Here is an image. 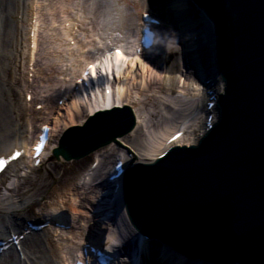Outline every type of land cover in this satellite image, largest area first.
<instances>
[{"label":"bare ground","instance_id":"6f19581e","mask_svg":"<svg viewBox=\"0 0 264 264\" xmlns=\"http://www.w3.org/2000/svg\"><path fill=\"white\" fill-rule=\"evenodd\" d=\"M24 2V0H0V154L9 151L12 146L26 143L28 137L22 136L21 133H28L29 128L35 129L36 131L37 126L41 122H50L53 125L52 141L43 154L46 157L45 159H47L50 156V148L57 147L58 138L62 135L63 131H67L71 126L81 125L82 122L90 117V114L113 105L130 106L133 110L132 112H134L133 117H135L136 123L135 128L130 130L129 133L121 136L115 134L116 136L111 137L114 139L112 142L110 141L106 146L101 147L102 150L104 149L106 155H96L98 165L95 167V170H89L88 164L85 168L82 160L76 162L74 160L71 161L73 159L71 157L65 158L67 162L64 163V154L61 153L62 157L60 155L56 157L58 161L52 163L51 171L47 172V175L42 177L38 182L28 184L29 188L27 191L30 193L26 196L27 198H22V201L19 202L14 201L11 197L10 200L0 197V237L8 236L9 231L19 232V229L24 225V220H27L24 215L27 214V210L31 208V205L36 203L40 209L36 212L40 216L37 219L38 222H42L53 215V220L56 222L61 221L62 218L63 221H66V224H71L76 221L77 213L79 215L83 213V217L88 216V210H82V208L89 207L90 201L84 200V197L80 199L75 182V179L81 178L82 175L86 174L90 175L87 179L93 181V184H97V187H92L93 193L90 194V198L94 199V203H91L90 207L95 212L104 215L103 211L106 209L104 208L101 211L102 208L100 206L102 205L100 204V198L103 195L102 192L104 190L112 193V190L115 188L110 186L111 183L107 185L108 179L106 177L109 176V173L106 167L110 159L114 156H121L126 151L124 145L128 144L132 152V157L128 156V152L130 151L127 150L125 164L126 166H130L129 171L133 173L135 165V169L141 166L139 170L143 172L146 169L147 172L151 169L150 165L163 164V159L171 153V150L174 148L172 146L176 143L179 145L186 144L193 146L200 144V138L208 135V132L204 129V121L207 116L206 113H208L206 103L211 101L214 105L210 113L215 111L216 106L217 109L219 107L216 99H208L209 95L206 94V90H213L216 95H219L224 91L226 93L227 88V79L224 77H226L228 68L224 66L225 64L221 60L223 58H218L220 56L218 54V38L222 36L221 29L218 27L219 25L217 24L218 26H216L214 20H210L211 16L206 13L207 11L201 5H194L192 0H165L168 5L166 11L170 15H173L171 24L165 21V25L171 26L172 28V25H175L176 21H179L177 23L179 28L178 30L177 27L175 29L169 28L171 31L169 38L160 30L159 37L152 50L153 55H158L157 58L151 57L147 52L141 56L132 55L131 58H127L128 56L126 57V54L132 48L130 46L125 47L124 44L117 40L111 42L107 46L110 48L118 47L121 50V55L118 53L112 54L115 60L113 65L110 60L111 57H103L101 59L103 61L102 66L109 71L107 74H104L105 77L101 80L105 81L108 86L110 83L112 85L111 94H107L106 97L103 96L101 99H98L95 95L90 99L89 96L87 98L82 93L78 96L70 88L74 77L79 74L84 63L92 61L93 59H100V57L93 56L92 58H88L83 55L68 70L67 68L62 69V67H56L52 63L43 67L36 61V69L33 77L32 102L33 105L42 103L44 107L40 111H31L30 119L21 123L22 118L20 119V117L22 114L19 113V109L16 106L13 107L7 100L6 91L4 86H2L1 80L9 70L11 72L16 71V75L19 77L16 78V83L13 85H18L19 92L24 96L26 90L25 70L20 67L15 69L16 66H12L13 63L10 61L11 57L14 59L19 54V51L16 50L18 44L15 41L16 26L14 15L17 6L20 3L23 6ZM92 3L96 5V8H99L98 12L93 15L97 19V21L93 19V23L99 24L106 22V27L109 30H118L122 35H125L126 32L131 36L135 35L136 32L134 33V31L138 32L139 30L142 12L154 9L151 6L152 3L145 0H92ZM127 3L135 9L132 14L126 9L125 4ZM154 5L156 6V4ZM102 6L104 7L103 10L101 9ZM30 9H32V6H23V14L26 12L27 18L30 16ZM73 9L71 10L72 12H74ZM36 11L39 15L37 18L38 21L40 20V16H43V18L46 16L37 7ZM189 14L190 16H187ZM67 20L72 21L70 29H64L63 27L61 31L64 32V36H68L69 38L73 36L71 29L75 24L78 25V23L72 16ZM216 20L219 23L218 17ZM55 21L56 18L51 17L49 24L51 25ZM133 21H136L134 22L135 24ZM26 22L27 20L24 23ZM63 32L60 34L61 36H63ZM183 33H185L184 37L196 36L198 39L190 40V37L186 39L181 36L183 43H180L177 37L179 34L183 35ZM83 47H91V44L82 42L79 49L83 51ZM192 48L195 50V53L191 52L193 50ZM166 50L169 53H174L172 57L176 55L175 51L178 54L171 64H169L170 60H167V64L163 65L162 54ZM222 54L225 58L224 49L222 50ZM195 56H198L196 59H200L195 65L197 69L190 65ZM155 67L160 68L162 71L155 70ZM56 68L59 71L61 70L63 82L70 81L69 87H64L60 90V87L56 88L55 84H52L51 73H56ZM198 77L211 79L213 84L202 83L198 80ZM225 83L226 85H224ZM40 85L42 87H39ZM43 87L44 90L42 92L48 93V91H55L53 96L60 94L54 103L50 100L51 102L47 105V98L41 97L40 89ZM7 89L13 92V86L8 85ZM66 94H69L68 100L64 102V105H58L59 99L63 98ZM132 94L135 100L132 99ZM113 95H116V101L112 99ZM95 117L99 119L101 115L92 116L91 118L94 119ZM213 118L217 122L221 117L216 113ZM37 122L40 123L37 124ZM111 129L116 130L114 127ZM179 130L183 132L182 137L168 144L167 140L174 132H179ZM167 148H169L168 154L162 159L158 158ZM21 163H24V167H28L27 160L21 159L9 166L0 176V180L5 173L16 170ZM65 164L76 166V172L73 175L64 172L66 170L64 168ZM28 170L34 173L36 172L32 167ZM18 174V177H20V173ZM24 182H27L26 179H24ZM101 183L102 185H100ZM50 190L54 192V195L50 201L44 203V197L48 195L47 193ZM30 197H33V200ZM122 199L123 196L119 193L114 204L111 205L112 213L116 218L113 216L114 219L108 221L110 223L109 226L103 225L105 227L104 229L95 231L93 228L88 227L87 223L79 224L78 238L74 236L78 240H73V246L66 249L65 260L73 259L75 252L79 250L81 244L89 241L100 246L106 243L108 248L107 250L103 249V251L111 255H114L118 251V247L134 250L137 253L140 252L142 258L146 253L145 251L152 252L153 255H150V261L148 262L142 259L143 264H168L170 262L167 260V257L162 262L161 260H163L162 258L164 256L158 253L163 251L164 255H166L165 252L171 254L173 250L176 251L174 247L171 248L172 250L168 249L167 245L162 242H156L154 239L151 242L149 239H142V241L136 243L134 238L138 230L134 229L129 222L130 220L126 215L125 206L123 205L124 201ZM77 220L79 223L82 221L81 219ZM101 222L104 223L105 221L103 222L101 219ZM48 231L49 233L59 232V234H68L74 230L67 229V231H63L52 225L48 229H43L41 232H33L29 236H24L20 242L23 255H25L26 259L23 264H27V261L29 264H65V260L61 259L57 261L54 257L57 252L55 242H53L51 237L47 238L43 235L44 232ZM109 239L117 240L118 244H109ZM157 249L159 252L156 251ZM120 261H117L115 264H123L124 261L121 259ZM177 263L180 264L179 262ZM0 264H20L19 255L12 249L6 251L0 257Z\"/></svg>","mask_w":264,"mask_h":264},{"label":"water","instance_id":"95a60500","mask_svg":"<svg viewBox=\"0 0 264 264\" xmlns=\"http://www.w3.org/2000/svg\"><path fill=\"white\" fill-rule=\"evenodd\" d=\"M196 1L221 29V118L195 147L129 171L128 205L142 233L190 257L264 264V0Z\"/></svg>","mask_w":264,"mask_h":264},{"label":"rangeland","instance_id":"374dc122","mask_svg":"<svg viewBox=\"0 0 264 264\" xmlns=\"http://www.w3.org/2000/svg\"><path fill=\"white\" fill-rule=\"evenodd\" d=\"M25 1V6H31L32 3L33 5H35L37 7V9L40 10V12L43 13H49V15L46 14V16L48 18L53 17L55 18V15L57 16V11H58V7H63L64 9L66 8L68 13L72 12L71 10L73 8L78 7L81 8V10H84V12L86 11V9L91 7V4H88V0H24ZM60 5V6H59ZM126 7L128 8V10L133 13L134 12V8L129 5V4H125ZM73 11H75L73 9ZM51 13V14H50ZM60 17L62 16V14H59ZM90 14H86L85 16L81 19H83L82 22V26L80 27V30H75L73 29L75 32V35L77 36V45H72L73 49L70 50L71 47H69L67 45V43L65 41H61L60 36H59V26H56V28L52 27V24L49 25V21H47V18H42L41 20V33H42V40L41 43L42 45V49L40 51V65L45 67L50 65V63H52L54 66L56 67H62V69L67 68L70 69L72 68L75 63H77V60L79 61V59H81L84 56H88V55H93L94 53H96V48L95 47H90L88 48V52H86L85 54H81V50L79 49V45L82 41H86V32L88 33H92L93 35L97 36L99 38V42L101 43V45H106L108 42L111 43L113 41H119V42H123L124 44H126V41L122 39V35H117L115 38L112 36L111 38H102L100 37L96 32V28L94 27L93 23H92V18L90 17ZM169 28V27H168ZM168 28H164V33L167 35L170 34V31L168 30ZM88 29V31H87ZM85 37V38H84ZM169 37V36H168ZM175 54L173 57H171V60L169 61V64H171L176 58L177 54L175 51ZM79 58V59H78ZM167 63H164L163 65H166ZM157 71H162L160 68H154ZM56 73H51L52 76V84H55V87H60V90H62L64 87H69L70 85V81H66L63 82V74L61 73V70L59 71L58 68L55 69ZM48 73H50L47 70ZM10 72H6L5 76L3 77V79L1 80L2 82V86H4V89L6 91V96H7V100L9 101V103L13 106V107H17L19 109V113L22 114V116L20 117V119L22 118V121H20L21 123L25 121V115L26 113L24 112L23 109V99H22V94L19 92L20 89L18 87V85H13L10 83V81L7 80V74H9ZM61 73V74H60ZM69 83V84H68ZM8 85L13 86V92L12 91H8ZM39 87H42V85H40ZM41 90V97L43 98H47L46 103H48L47 105H49V103L52 101L53 103L56 101V99L60 96V94H58V96H53V94L55 93V91H48V93L42 92L44 90V87L40 89ZM134 94V93H133ZM132 94V97L134 96ZM136 97V96H135ZM137 98V97H136ZM133 100H135V98H132ZM51 100V101H50ZM46 105V106H47ZM130 107V106H128ZM130 109H132L130 107ZM18 113V112H17ZM120 113H127L124 109L120 112ZM24 115V116H23ZM28 116V114H27ZM25 117V118H24ZM24 118V119H23ZM21 135L23 136L24 134L21 133ZM25 136V135H24ZM97 151V152H96ZM93 151L92 153H89V155H85L83 158H79V160H74V162L76 161H83L84 162V166L85 168L87 167V164L89 162L90 158H94L96 157V155L100 154V156L102 155H106L104 153V149L102 150L101 148H98V150ZM96 152V153H95ZM103 153V154H102ZM112 159V158H111ZM110 159V161H111ZM58 161L56 158L53 157V155L50 156V158L48 160H46L42 165L43 167H41L40 170H38L36 173L32 172L29 173L27 172L24 176H23V172L20 173V169H21V165L17 167L16 170L12 171V172H8L5 173L3 175V177L0 180V197L2 199H7L10 200V197L15 201H22L21 199H25L27 198L26 196L30 193H28L27 189L29 188V183H33V182H38L42 179V177H44L45 175H47V172L51 171V165L53 162ZM73 161V160H71ZM67 161L64 160V163H66ZM64 168L66 169L64 172L68 173V174H74L77 170L76 166H70L68 164H65ZM18 173H20V175L22 174L23 177H18ZM90 175L86 174V175H82L81 178H77L74 181L76 182V186H77V191L79 192V197L80 199H82L84 197V200L90 201V205L89 207H84L82 208V210H88V216L83 217V213H80V215L77 213L76 214V221L73 224L72 228H70L71 230L73 229L74 231L72 233H63V234H59L56 232L53 233H49L48 232H44L43 235L47 238L51 237L53 242H55V246L57 247V252L55 253L54 257L56 258L57 261H60L61 256H60V252L63 251V253L61 254H65L66 249H68L69 247L73 246L72 242L77 241L78 239H76L75 237L78 238V232H79V224H84L87 223L88 227L93 228V230H101L104 229V226H109V222L106 219L102 218V215H99L100 213H97L94 211V209L91 206V203H94V199L90 198V194L93 193V189L92 187H96L95 184H93V181L87 179ZM24 179H26L27 182H24ZM12 191V192H11ZM48 195H46L44 197V203L50 201V199L53 197L54 192H52V190H50L48 193ZM13 195V196H11ZM31 200H33V197H30ZM30 200V202H31ZM6 203V202H5ZM40 209L36 204H32L31 208L28 209L27 211V215H25L26 217L29 216L30 218H35L37 219V217H39V214L36 213L38 212ZM103 220L104 223L101 222V219ZM77 219H81L82 221L79 223V221ZM42 235V237H43ZM75 236V237H74ZM71 244V245H70ZM61 250V251H60ZM125 256H121L122 261L124 259ZM150 257H148V259L146 261H150ZM151 263V262H150Z\"/></svg>","mask_w":264,"mask_h":264},{"label":"snow or ice","instance_id":"6c2138e0","mask_svg":"<svg viewBox=\"0 0 264 264\" xmlns=\"http://www.w3.org/2000/svg\"><path fill=\"white\" fill-rule=\"evenodd\" d=\"M120 55H121V51H120ZM89 68L90 69H92L93 70V75H95V71H94V69H95V65H89ZM86 75V74H85ZM109 94H110V90H109ZM178 137H173V140H175V139H177ZM37 147H39V146H37ZM16 155H18V153L16 154ZM14 158V157H13ZM0 163H3V161H0ZM109 244H112V245H116V244H118V241L117 240H114V239H109Z\"/></svg>","mask_w":264,"mask_h":264}]
</instances>
